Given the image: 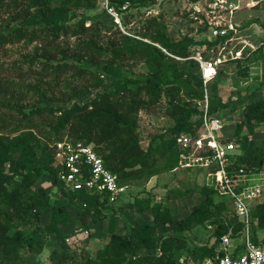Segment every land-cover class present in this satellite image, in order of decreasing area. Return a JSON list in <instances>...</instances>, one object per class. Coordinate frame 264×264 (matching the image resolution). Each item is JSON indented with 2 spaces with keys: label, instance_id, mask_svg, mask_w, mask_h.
<instances>
[{
  "label": "trees",
  "instance_id": "1",
  "mask_svg": "<svg viewBox=\"0 0 264 264\" xmlns=\"http://www.w3.org/2000/svg\"><path fill=\"white\" fill-rule=\"evenodd\" d=\"M129 1L126 17L134 7L146 5L149 0H112L115 3ZM155 2V0H150ZM97 0H0V49L21 41H41L52 43L61 35L84 32L86 22L94 16L83 15L77 21V10L81 7L92 10ZM102 15L109 19L103 10ZM110 20V19H109ZM101 20L93 21L92 24ZM111 21V20H110ZM114 24L113 21H111ZM7 27L9 30H4ZM141 38L123 35L117 42L109 41L100 46L94 39L83 41L85 54L92 62L103 60L106 67L112 69L114 63L126 59H146L147 72L137 78L117 80L114 87L99 91L84 101L75 100L69 106L46 104L39 94V102L25 108L17 101L3 102L17 118L0 119L10 121L12 128L0 134V262L2 264H24V252L42 247L41 234L54 235L61 249L50 253L51 264H185L176 251L183 244L178 237H160L154 232L172 221L160 202H151L150 196L137 195L134 204L141 211H150L152 222L137 221L123 233L115 231L117 217L103 210L106 201L100 200V194L86 188L73 189L59 177L60 166L55 164L54 143L66 134L69 140H80L92 144L102 157L106 167L115 173L122 182L147 181L152 176L179 167L180 149L177 138L181 132L192 130L200 124L192 120L193 115L201 113L199 101L203 98L202 78L198 62L190 56L196 50L191 47L205 43L210 48L227 35L212 40L197 41L191 36L172 40L167 25L157 15L145 20ZM144 38L150 41L144 40ZM180 58V59H179ZM178 60L188 62L193 68L180 69ZM72 64L57 63L55 69H68ZM81 69V68H80ZM261 85H264V58L262 64ZM99 86V82L91 84ZM85 87L82 93L89 92ZM210 111L219 114L229 106L213 94V82L210 87ZM165 98V113L173 124L165 132L155 134L147 147L141 143L139 112ZM221 115V114H220ZM6 122V121H5ZM264 123V100L248 103L243 110V118L235 124L232 139L237 144L236 164L257 171L264 162V147L249 143V137L255 132L257 124ZM246 130V133L244 132ZM50 142H54L50 146ZM190 169V168H187ZM47 173L50 185L55 189V199L44 185L35 187L41 173ZM217 187V188H216ZM204 198L195 204L182 222L187 228L193 221L210 222L214 225L211 236L213 242L199 246L198 250H189L190 256H213L219 250V236L227 230L223 210L231 199L225 195L216 201L217 186H203ZM214 205V210L211 207ZM229 207V205H228ZM70 209L76 210V228L69 230ZM49 212V221L41 223V215ZM255 217L252 237L264 242V200L255 203ZM109 217V240L92 254L83 247L79 252L72 250L66 238L72 233L90 231L103 218ZM241 222L235 224L233 238ZM66 230L71 231L65 233ZM241 245V244H240ZM239 245V246H240ZM238 246V247H239ZM145 247L155 249L148 252L146 258L139 254Z\"/></svg>",
  "mask_w": 264,
  "mask_h": 264
},
{
  "label": "rangeland",
  "instance_id": "2",
  "mask_svg": "<svg viewBox=\"0 0 264 264\" xmlns=\"http://www.w3.org/2000/svg\"><path fill=\"white\" fill-rule=\"evenodd\" d=\"M99 4L92 10L81 7L77 10V21L83 15L94 16V20L86 22V30L79 34L61 35L52 43L41 41H21L0 49V115L6 119L17 118L14 112L3 105V102L17 101L25 108H30L39 102V94L46 104H62L69 106L75 100L84 102L94 93L109 90L117 80L137 78L147 72L149 66L146 59H126L114 63L112 69L106 67L103 60L92 62L85 54L83 41L94 39L98 45L106 46L109 41H119L124 33L100 12ZM153 15L167 25L169 36L178 40L191 36L197 41L214 39V29L218 26L227 29V36L208 47L205 43L195 44L192 50L208 54L213 49V60L217 72L212 80L213 94L223 101H229V106L220 114L229 124L225 134H230L235 124L243 118L244 107L255 100H264V85H261L262 64L264 58V0H149L146 5L134 7L126 17V29L136 37L141 38L144 31L142 25ZM101 20L98 23L93 21ZM4 30L9 28L4 27ZM139 34V35H138ZM144 40L150 41L147 38ZM180 59V58H179ZM72 64L68 69H54L57 63ZM180 69L190 70L193 65L178 60ZM81 68V69H80ZM99 86H91L95 82ZM88 87L87 93L82 90ZM165 98L139 112V128L141 143L147 147L150 139L158 133L165 132L173 124L172 118L165 113ZM196 116V115H193ZM192 116V117H193ZM6 121V122H5ZM0 119V134L8 132L12 125L10 121ZM246 133V130H244ZM255 133L258 141L264 144V123L257 124ZM62 138H67L66 134ZM256 139L252 142L255 143ZM54 142H50L53 146ZM217 179L203 168H177L161 172L147 181H132L133 188L129 194H124L117 201L103 206L104 212L121 219L119 229L123 232L137 221L152 222L150 211H141L134 204L137 195L150 196L151 202H160L161 208L171 216L172 221L154 228L160 237L175 236L180 241L181 248L176 251L180 260L196 261L199 257H191L189 250L206 246L213 242L210 229L206 223L193 221L187 228L182 222L187 219L193 206L200 202L204 195L203 186H216ZM44 185L55 199V189L50 185L47 173H41L35 187ZM217 188V187H216ZM225 196L218 191L215 200ZM229 205V207H228ZM223 210L227 217L231 203ZM214 210V205L211 207ZM71 221L69 230L76 228V210L70 209ZM49 221V212L41 215V223ZM118 222V221H117ZM109 217L100 220L93 230L72 233L66 238L72 250L80 251L87 248L92 254L109 240ZM117 226V225H116ZM39 230L42 247L24 252V264H51L50 253L61 249V244L54 235H46ZM66 230L65 233L71 231ZM117 231V227L115 228ZM243 235L233 238L228 246L232 253L242 244ZM148 252L155 249L142 247L139 250L144 258ZM2 264V262H0Z\"/></svg>",
  "mask_w": 264,
  "mask_h": 264
},
{
  "label": "built area",
  "instance_id": "3",
  "mask_svg": "<svg viewBox=\"0 0 264 264\" xmlns=\"http://www.w3.org/2000/svg\"><path fill=\"white\" fill-rule=\"evenodd\" d=\"M105 15L126 35L137 36L126 29L124 13L129 1L121 3L112 0H97ZM227 29L216 27L214 37L226 35ZM211 54L195 51L190 57L199 64L202 78L203 98L199 101L201 113L193 116L200 124L190 131L181 132L177 138L180 149L178 168H203L217 179L221 192L231 199L230 217L225 215L227 230L219 236V250L203 260L187 261L185 264H264V242L254 240L253 208L256 202L264 200V162L257 171L236 164L237 144L232 139L234 129L225 134L228 123L218 112L210 111L211 83L217 72L216 62ZM55 164L60 166L59 177L69 187L86 188L100 194V200L112 203L131 188L129 182H122L105 166L102 157L92 144L80 140L63 138L54 143ZM241 222L236 233L243 235L242 244L230 253L228 246L233 242L235 224ZM207 227L211 233L214 225ZM88 232V231H85Z\"/></svg>",
  "mask_w": 264,
  "mask_h": 264
},
{
  "label": "crops",
  "instance_id": "4",
  "mask_svg": "<svg viewBox=\"0 0 264 264\" xmlns=\"http://www.w3.org/2000/svg\"><path fill=\"white\" fill-rule=\"evenodd\" d=\"M255 138H257V139H256V142L253 143L252 140L255 139ZM249 143L252 144V145H255V146H262V147H264V144H261V143L258 141V136H257V134H256L255 132H254L252 135H250V137H249ZM261 175H264V172H263ZM106 218H107V217H106ZM106 218H103L102 220H105ZM120 221H121V219L119 218V219H118V222H117V226H116V227H117V231H116L117 233H123V232L126 231V230H125V231L122 232V231L118 228V227H119L118 225H119V222H120ZM263 235H264V232H261V236H263Z\"/></svg>",
  "mask_w": 264,
  "mask_h": 264
},
{
  "label": "water",
  "instance_id": "5",
  "mask_svg": "<svg viewBox=\"0 0 264 264\" xmlns=\"http://www.w3.org/2000/svg\"><path fill=\"white\" fill-rule=\"evenodd\" d=\"M210 54H211V52H208V54H207V55L209 56Z\"/></svg>",
  "mask_w": 264,
  "mask_h": 264
}]
</instances>
